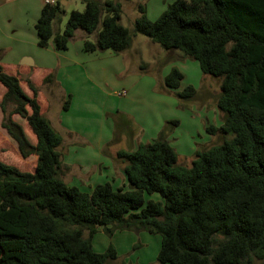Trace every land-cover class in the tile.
<instances>
[{"label": "trees", "instance_id": "1", "mask_svg": "<svg viewBox=\"0 0 264 264\" xmlns=\"http://www.w3.org/2000/svg\"><path fill=\"white\" fill-rule=\"evenodd\" d=\"M83 1L61 31L54 27L64 13L61 0L44 4L35 23L37 45L45 48L52 40L64 50L81 29L95 33V40L83 42L86 52L121 53L137 33L177 50L195 59L203 74L220 79L219 130L231 137L181 165L166 139L178 121H167L152 142L116 152L127 189L104 182L82 191L59 176L62 137L41 112L36 86L28 81L27 95L20 78L0 65V126L22 157L36 156L33 171L0 160V264H105L117 255L112 247L94 251L91 238L99 227L159 234L161 264H264V0H171L155 20L139 5L132 30L120 24L119 0ZM182 78L172 67L164 86L177 89ZM196 92L186 85L175 94L186 101ZM68 104L69 96L62 108ZM13 114L25 119L35 143ZM123 118L116 112L114 124ZM144 193H158L160 200L144 203Z\"/></svg>", "mask_w": 264, "mask_h": 264}, {"label": "crops", "instance_id": "2", "mask_svg": "<svg viewBox=\"0 0 264 264\" xmlns=\"http://www.w3.org/2000/svg\"><path fill=\"white\" fill-rule=\"evenodd\" d=\"M62 2L67 3L66 0ZM43 5V0H0V65L2 69L8 65L10 73L18 77L21 73L30 75L27 77L34 85V75L37 74L41 83L46 75L52 74L49 83L56 95H50L49 109L46 112L43 107V113L62 137L57 150L61 157L59 176L61 168L68 175V180L60 176L65 183L86 192L108 181L114 188L127 189L124 165L114 159L116 151L123 146L116 147L109 155L102 152V147L114 134V122L109 113L120 111L128 117L124 127L128 131L126 144L136 147L139 143L152 142L164 121L174 118L171 105L153 93L143 80L138 81L140 68L131 60L135 50L127 49L118 54L109 49L86 52L83 42L90 35L95 40V34L77 30L64 50L56 49L51 41L47 47H39L35 23ZM76 35L80 41L72 49ZM142 83L148 94L141 90ZM106 86L116 90L108 93ZM121 89L127 91L126 95L117 94ZM178 89H171L170 94ZM4 91L5 88L1 89L2 93ZM23 91L32 95L30 90ZM68 96V108L63 109L62 104ZM214 113L218 114L216 110ZM133 123L140 129V135L135 132L132 135ZM25 134L29 138L27 132Z\"/></svg>", "mask_w": 264, "mask_h": 264}, {"label": "rangeland", "instance_id": "3", "mask_svg": "<svg viewBox=\"0 0 264 264\" xmlns=\"http://www.w3.org/2000/svg\"><path fill=\"white\" fill-rule=\"evenodd\" d=\"M66 1L67 3L63 4L64 13L61 15L60 21L54 24V27L58 28L60 31L63 29L64 23L71 10L82 11L84 8L83 0ZM170 2L171 0H119L121 6L120 24L132 30L135 19L140 15L139 5L144 6L146 15L150 20H155ZM100 27L101 25H99L98 28ZM77 31L83 32L81 29H77ZM87 39L93 41V36L90 35ZM50 41L52 42V40ZM79 41L78 35H76L72 43V49L77 47ZM129 50H135L131 60L136 63V66L140 68V65H142L144 67V69H140V74L137 75L138 81L143 80L153 93L157 94L166 104L171 105L174 118L166 119L162 127L167 121H178L175 125L169 126L166 139L177 153L179 164L189 166L197 151L204 150L213 144H219L231 137V134H225L219 130L222 124V113L215 104L216 96L220 92L219 78L203 74L195 59L184 57L182 54L178 56L177 50H165L158 43L151 41L147 36L142 34L137 33L132 35V43L128 51ZM172 51H175V53H169ZM172 67H177L183 74L181 86L178 87L179 89L177 91H180L183 86L192 85L197 91L195 98L186 101L182 100L175 92L170 94L171 89L164 86L163 78ZM9 70L11 69L8 68V65L3 68L4 72L11 74ZM27 76L28 75L22 73L19 75L20 85L25 91H29L27 82L30 81L28 78L30 75ZM33 82L37 89V100L41 106V112L43 113V107L44 111L47 112L49 109L48 98L50 95H56V91L49 82L44 83L42 80V82L39 83L40 80L37 74L34 75ZM144 83H142L140 87L141 90L146 92L147 87ZM205 87L208 91H205ZM106 88L108 93L116 90L114 87L106 86ZM1 89H4L2 84H0V100L3 94ZM121 91H125V93L119 95ZM126 93L127 91L125 89L117 91L119 96H124ZM9 109L10 107H7V110ZM214 110H216L218 114H215ZM116 112L121 113L120 111ZM116 112L109 113L113 122V114ZM44 116L48 117L46 113ZM12 118L23 127L25 132H27L29 141L32 144L35 143V136L25 119L17 114L12 115ZM1 119L2 113L0 111V123ZM127 119L128 117L124 115L122 122L119 121L117 125L114 124L112 139L102 147L104 155H109V152H115L116 147H118V149L121 148L120 145L123 146L121 149L125 150H133L135 148L134 146L131 147L129 144H126L128 131L125 129V124ZM208 125L214 126L217 128V131L215 133L208 132L206 130ZM131 130L132 135H134V132L135 134L138 133V135L141 133L136 124H134V129L131 127ZM121 131H125L126 133ZM34 156V154H31L28 157H22L18 151L16 142L0 126L1 161L14 165L23 171H33L36 163ZM114 159L116 161L118 160L116 157H114ZM62 169L63 168H61L60 176L64 180H68L67 173H64ZM150 199L160 200V196L158 193H144V203ZM139 209L140 208H136L132 211L138 212ZM84 235H87L86 230L84 231ZM91 240L92 247L96 252H104L108 247H112L115 250L117 258L108 260L105 264H161L157 260L160 247L159 234L151 233L144 229H109V231H104L99 227Z\"/></svg>", "mask_w": 264, "mask_h": 264}, {"label": "built area", "instance_id": "4", "mask_svg": "<svg viewBox=\"0 0 264 264\" xmlns=\"http://www.w3.org/2000/svg\"><path fill=\"white\" fill-rule=\"evenodd\" d=\"M56 1L57 0H43V3L44 4H54V3H56ZM125 93V91H121L120 93H119V95H123Z\"/></svg>", "mask_w": 264, "mask_h": 264}, {"label": "water", "instance_id": "5", "mask_svg": "<svg viewBox=\"0 0 264 264\" xmlns=\"http://www.w3.org/2000/svg\"><path fill=\"white\" fill-rule=\"evenodd\" d=\"M61 4L63 5V2Z\"/></svg>", "mask_w": 264, "mask_h": 264}]
</instances>
